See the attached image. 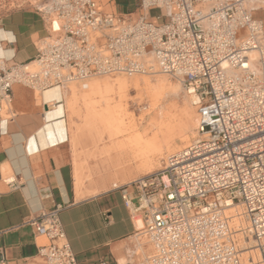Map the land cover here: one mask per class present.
<instances>
[{
	"label": "built area",
	"instance_id": "2783aa9c",
	"mask_svg": "<svg viewBox=\"0 0 264 264\" xmlns=\"http://www.w3.org/2000/svg\"><path fill=\"white\" fill-rule=\"evenodd\" d=\"M251 1L140 0L138 14L116 15L97 0H44L37 11L50 29L35 59L0 58L6 105L15 84L44 92L105 74L161 72L192 96L201 137L169 153L159 170L114 184L153 245L147 264H246L251 240L264 263V23ZM6 181L19 187L15 178ZM229 202L242 207L244 228L233 226ZM28 223L49 240L38 249L44 264H81L60 206ZM7 263L0 248V264Z\"/></svg>",
	"mask_w": 264,
	"mask_h": 264
},
{
	"label": "crops",
	"instance_id": "0c3cea01",
	"mask_svg": "<svg viewBox=\"0 0 264 264\" xmlns=\"http://www.w3.org/2000/svg\"><path fill=\"white\" fill-rule=\"evenodd\" d=\"M97 2L105 13L140 12V0ZM249 7L264 23V0ZM49 29L36 5L0 0V58L34 60ZM66 96L64 85L38 92L15 84L9 105L0 103V248L7 264H44L38 249L49 240L28 220L56 206L81 264H145L153 248L138 233L121 191L106 178L89 177L98 168L91 167L86 138L75 132Z\"/></svg>",
	"mask_w": 264,
	"mask_h": 264
},
{
	"label": "rangeland",
	"instance_id": "374dc122",
	"mask_svg": "<svg viewBox=\"0 0 264 264\" xmlns=\"http://www.w3.org/2000/svg\"><path fill=\"white\" fill-rule=\"evenodd\" d=\"M43 1L7 0L11 5L28 3L36 6ZM159 13L160 10L153 9L151 19L157 21ZM137 80L141 81L140 88L135 86ZM146 80L151 89L144 88ZM160 82L165 83V87L156 94L155 87ZM125 85H128L126 94L118 89ZM64 88L75 132L86 138L90 147L91 167L98 168L90 171L89 177L106 178L112 187L159 170L169 153L187 147L201 137L197 130V107L193 104L192 96L177 80L161 72L131 77L97 75L65 82ZM106 88L112 89L108 91ZM155 139L162 146V151H153L148 160L137 158L136 154L151 150L150 144ZM138 141L142 144L137 148L135 145ZM232 209L242 213L247 226L243 209L236 203L227 210L233 226L237 228L240 222L233 219ZM238 236L242 238V234ZM143 240L150 244L147 236ZM255 244L251 240L248 248H254L243 252L246 264H250L249 256H253L256 264H264Z\"/></svg>",
	"mask_w": 264,
	"mask_h": 264
},
{
	"label": "bare ground",
	"instance_id": "6f19581e",
	"mask_svg": "<svg viewBox=\"0 0 264 264\" xmlns=\"http://www.w3.org/2000/svg\"><path fill=\"white\" fill-rule=\"evenodd\" d=\"M140 80H137L136 81V83H135V86H136V88H140ZM146 82V86L144 87L145 89H151L150 88V86H149V83H148V81L146 80L145 81ZM128 87V85H125V86H119L118 87V89H119V91L121 92V93H125L126 91H127V88ZM164 87H165V83L163 84L162 82H160V83H158L157 84V86L155 87V93L157 94V92L158 91H162L163 89H164ZM108 88V87H107ZM106 88V89H107ZM105 89V90H106ZM112 89V88H111ZM111 89H107L108 91H110ZM108 91H106V92H108ZM110 93V92H109ZM112 93V92H111ZM126 94V93H125ZM124 94V95H125ZM104 95V94H103ZM112 100V99H111ZM187 138V136L185 137V139ZM141 142L140 141H138V142H136V145H135V147H139V146H141ZM150 146H151V150L150 151H148V153H145L144 151L143 152H141V153H138V154H136V157L137 158H139V159H146V160H148V159H150V154H152L153 153V151H157V152H161L162 151V146L160 145V143H159V141L157 140V139H155V140H153L152 141V143L150 144ZM189 146V145H188ZM175 152V151H174ZM143 162H145V160H143ZM228 204V206H233V205H235V203H232V202H229V203H227ZM231 211H233V216H234V218L233 219H235L236 218V220L238 221V222H240V225L244 228L245 227V224H244V221H243V217H242V213L240 212V211H238L237 209H232ZM232 219V218H231ZM137 225H138V227L139 228H142L143 227V222H142V220L141 219H139L138 220V222H137ZM239 225V224H238ZM239 225V226H240ZM238 228V227H237Z\"/></svg>",
	"mask_w": 264,
	"mask_h": 264
}]
</instances>
